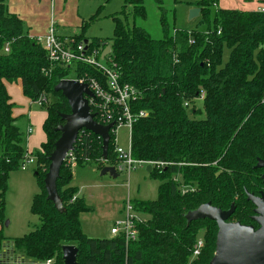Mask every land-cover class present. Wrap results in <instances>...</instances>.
<instances>
[{
  "label": "trees",
  "instance_id": "16d2710c",
  "mask_svg": "<svg viewBox=\"0 0 264 264\" xmlns=\"http://www.w3.org/2000/svg\"><path fill=\"white\" fill-rule=\"evenodd\" d=\"M218 1L195 2L200 8L198 23L185 29L169 26L162 0H155L163 28V36L155 39L128 16L143 18L144 0H123L120 13L111 17L112 36L88 40V51L97 50L99 56L110 47L104 64L114 65L120 81L136 91L130 103L132 157L167 163L148 172L158 181L156 198L130 201L137 214L147 217L136 222V238L126 241L122 234L98 238L83 233L80 214L92 207L72 185V166L67 161L56 180L62 213L46 199L43 184L48 156L60 135L55 130L63 122L60 114L70 112L66 99L53 87L70 71L77 78L86 74L103 80L104 76L88 64H51L45 50L24 31L22 20L9 13L8 0H0V218L9 174L20 168L26 152L4 82L20 80L23 94L46 107L45 141L31 151L39 192L32 198L30 212L40 224L10 241L0 230V253L7 247L28 264L48 259L62 264V246L74 245L78 264H209L217 225L210 219L187 224L188 211L206 202L222 210L234 203L228 221L257 227L246 191L264 192V169L255 168L257 160L264 159V12L220 8ZM73 37L80 41L81 33ZM225 47L229 54L223 62ZM196 99H201L202 110L196 109ZM140 111L146 114L139 116ZM109 134L104 161L101 138L80 130L72 150L75 165L95 162L99 170L115 165L114 135ZM199 237L203 244L193 256Z\"/></svg>",
  "mask_w": 264,
  "mask_h": 264
},
{
  "label": "rangeland",
  "instance_id": "374dc122",
  "mask_svg": "<svg viewBox=\"0 0 264 264\" xmlns=\"http://www.w3.org/2000/svg\"><path fill=\"white\" fill-rule=\"evenodd\" d=\"M201 0H162V6L167 10L170 18L169 26L176 28H193L198 23V18L187 20L190 8L194 3ZM257 0H219L218 7L250 10L257 4ZM9 10L19 15L23 21V29L30 36L39 35L44 32L49 21L52 19L61 35H77L81 33V39L110 38L113 34L114 24L112 16L118 15L122 9L123 0H8ZM145 16L138 18L129 13V19L136 26L144 28L152 38L158 39L163 36L161 27L160 9L155 0H144ZM216 5V6H217ZM130 11V8H129ZM174 17V23L171 16ZM86 23L82 31V25ZM203 28V25H199ZM39 33V34H38ZM229 49H223V62L227 60ZM69 78H74L72 71ZM12 86L13 98L20 102L25 109L29 101L26 96ZM33 103V102H32ZM196 109L202 110L201 99L194 103ZM45 105L33 103L32 113L37 117L36 123L40 126L33 134L42 140L45 133L42 128L46 115ZM203 115V113L201 114ZM116 144L122 149L128 148V128L125 125L115 129ZM30 146H32L30 144ZM34 146V150L39 148ZM147 165H136L127 176L125 173H117L112 177L109 173L100 174L95 162H88L82 166H72V185L79 190V195L92 207L91 211L80 214L81 229L88 237H108L112 224L124 218L123 206L126 200H154L157 196L158 181L150 177L146 171ZM35 165L29 164L24 169L13 170L9 174L8 188L4 194L3 213L0 218V230L6 241L21 237L33 230L40 224L38 216L30 212V204L33 196L39 192L36 177L34 175ZM146 219L145 214H139ZM202 239L201 237H199Z\"/></svg>",
  "mask_w": 264,
  "mask_h": 264
},
{
  "label": "water",
  "instance_id": "95a60500",
  "mask_svg": "<svg viewBox=\"0 0 264 264\" xmlns=\"http://www.w3.org/2000/svg\"><path fill=\"white\" fill-rule=\"evenodd\" d=\"M199 15L200 8L192 7L188 12L187 20L196 19ZM84 42L87 43V40L85 39ZM109 52L110 47L106 46L101 53V59ZM53 90L60 92L66 99L70 112L60 114L63 122L55 128L60 135L48 156L49 165L43 184L46 199L52 202L58 212L62 213L64 206L57 192L56 180L67 153L73 150L78 132L85 129L101 138V158L106 161L110 139L109 129L113 123L102 125L94 119V113L91 112L88 104V97H93V93L86 83L74 79H61L55 84ZM255 168L264 169V159H258ZM150 169L151 166L147 165L146 171L149 172ZM104 173H109L112 177L117 176L112 166H104L100 174ZM261 178L264 184V172ZM246 199L254 206V214L251 218L257 224L256 228L254 225L228 221L235 209L234 203H231L229 209L222 210L206 202L185 214L187 224L194 220L210 219L217 225L215 250L209 264H264V192L254 195L246 191ZM77 253L76 246L63 245L62 264H78Z\"/></svg>",
  "mask_w": 264,
  "mask_h": 264
},
{
  "label": "built area",
  "instance_id": "2783aa9c",
  "mask_svg": "<svg viewBox=\"0 0 264 264\" xmlns=\"http://www.w3.org/2000/svg\"><path fill=\"white\" fill-rule=\"evenodd\" d=\"M54 2V0H50ZM256 9L264 12V3L259 5ZM30 36V35H29ZM36 43H38L46 53V57L51 64H59L62 66H70L76 64H88L96 67L101 71L104 76L103 80H97L95 78H88L86 74L77 78L74 73V78H69L68 75L63 79H74L82 83H86L89 89L93 93V97H88V104L91 112L94 113V119L102 124L107 125L113 123V126L109 129V132H113L114 152L117 156L116 164L112 167L116 173H125L130 175L131 171L136 165H150L156 168H162L167 165L165 162L158 161H145L138 160L132 157L131 153V126L134 120V114L131 112L130 103L136 98L135 89L120 81V74L116 70L114 65L109 67L104 64V58L101 59V54L97 50L88 51L87 43L84 40L77 41L71 35H61L58 33L57 26L51 19L47 25V28L43 34L30 36ZM4 51H8V43L4 47ZM74 70H76L74 68ZM39 105L42 102L33 101ZM186 105V104H185ZM146 113L140 111L139 116H143ZM125 125L128 128V148L122 149L116 144L115 129L118 126ZM32 131V127L28 125L26 127V135H29ZM110 135V134H109ZM68 164L75 165L74 156L72 151H69L66 155ZM29 164H35V158L32 156L31 151L25 152L24 159L20 164V169L26 168ZM123 210L125 216L123 219L116 221L110 228V235L116 236L122 234L125 240L135 239L137 235L136 222H139L142 217L137 214L132 207L130 200H126ZM202 239L198 238L194 245L192 252L193 256L199 254L202 247ZM0 261H4L9 264H28L30 261L22 256H18L8 250L7 247L0 253ZM52 259H48L42 264H51ZM37 264V263H36Z\"/></svg>",
  "mask_w": 264,
  "mask_h": 264
},
{
  "label": "crops",
  "instance_id": "0c3cea01",
  "mask_svg": "<svg viewBox=\"0 0 264 264\" xmlns=\"http://www.w3.org/2000/svg\"><path fill=\"white\" fill-rule=\"evenodd\" d=\"M221 1V0H220ZM258 2H257V4L255 5V7H253L252 9H250V10H254V9H256L259 5H261L263 2H261L262 0H257ZM52 4L54 3V2H51ZM8 5H9V3H8ZM218 6V5H217ZM220 8H224V7H220ZM227 8H229V7H227ZM231 9H234V8H231ZM239 10H244V8L243 9H239ZM8 11H9V13H11V14H15V13H13V12H11L10 10H9V7H8ZM17 17H19L20 19H21V17L19 16V15H17V14H15ZM22 20V19H21ZM23 22V21H22ZM47 28V27H46ZM185 29H188V28H185ZM46 30V29H45ZM45 30H44V32H45ZM43 32V33H44ZM43 33H41V34H43ZM39 34V33H38ZM29 35V34H28ZM5 83V87H6V90H7V93L9 94V96H10V101L13 103V105H14V107H13V109H12V115H13V117H17V122H18V124H19V126H20V128H21V131H22V133H23V136H24V142H25V146H26V149H27V151H33L34 150V148H36V147H34V146H38L39 144H41L42 143V140H38V138L35 136V134H33V126H34V124L33 123H35V129H38L40 126H38V123H36V121L38 120L37 119V117H36V114L33 112L32 113V110H31V106H32V104L34 103L33 101H31V100H29L27 97H26V102L27 101H29V104H28V107L27 108H25V109H23L20 105V102H18V100L16 99V98H13V93H12V89H11V87L12 86H17L16 87V89L17 90H19L20 92H22V88H21V82H20V80H16V81H13V82H7V81H5L4 82ZM23 93V92H22ZM33 102V103H32ZM45 117H46V115H45ZM45 117H44V119H45ZM28 125H30L31 127H32V131H31V133L29 134V135H26V127L28 126ZM45 141V138L43 139V142ZM30 144L32 145V146H30ZM111 236V235H110ZM109 237V236H108Z\"/></svg>",
  "mask_w": 264,
  "mask_h": 264
}]
</instances>
